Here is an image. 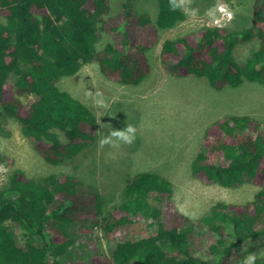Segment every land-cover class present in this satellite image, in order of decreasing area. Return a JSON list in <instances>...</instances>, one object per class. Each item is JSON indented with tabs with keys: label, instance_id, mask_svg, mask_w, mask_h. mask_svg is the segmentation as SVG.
I'll return each mask as SVG.
<instances>
[{
	"label": "trees",
	"instance_id": "obj_1",
	"mask_svg": "<svg viewBox=\"0 0 264 264\" xmlns=\"http://www.w3.org/2000/svg\"><path fill=\"white\" fill-rule=\"evenodd\" d=\"M135 1L126 0L119 14L109 17V0H0V118L16 120L46 163L60 165L77 157L95 140L97 130L92 112L61 91L57 82L96 63L115 83L137 86L150 72L145 28L166 31L185 20L178 0H156L154 24L130 13ZM257 5L253 30L260 44L244 63L235 61L233 51L251 39V29L211 27L196 38L163 41L161 63L172 64L179 77L205 78L214 90L236 88L243 81L264 84V0ZM120 24L140 31L135 47ZM98 31L119 34L117 45L109 43L97 51ZM57 132L65 136V144ZM201 144L191 164L194 178L229 189L245 183L262 188L245 204L212 206L202 220L208 233L199 239L193 237L188 217L177 210L170 181L158 173L127 176L121 202L106 210L99 193H87L71 176L49 175L37 183L16 169L0 188V264H62L59 257L73 245L67 232L73 222L88 236L98 228L109 240L119 237L109 256L98 253L93 258L95 264H235L234 257L241 261L240 243L259 238L264 244V122L238 115L219 119L207 127ZM7 162L0 155V163ZM152 200L162 202L163 211ZM144 221L154 224L151 233ZM11 227L20 233L23 247ZM191 244L196 251L203 245L205 254L194 256ZM252 264H264V257Z\"/></svg>",
	"mask_w": 264,
	"mask_h": 264
},
{
	"label": "rangeland",
	"instance_id": "obj_2",
	"mask_svg": "<svg viewBox=\"0 0 264 264\" xmlns=\"http://www.w3.org/2000/svg\"><path fill=\"white\" fill-rule=\"evenodd\" d=\"M125 1L109 0L111 11L108 16H117ZM178 2L185 14L182 23L166 31L157 30L154 26L145 28V41L150 46L145 55L150 72L139 85L122 86L115 83L100 72L96 63L85 64L75 75L63 77L57 82L61 91L81 101L97 120L95 140L77 157L60 165L46 163L34 150V143L23 136L16 120L0 118V155L9 161L0 163V188L6 185L7 177L16 169L37 183L49 175L58 178L71 176L82 182L87 193H99L107 210L121 202L127 176L140 172L158 173L170 181L172 200L177 210L188 217L196 239L208 233L202 220L212 206L217 203L241 205L253 199L261 186L245 183L229 189L206 184L192 176L191 164L202 149V138L207 127L213 122L234 115L249 116L264 122V84L243 81L236 88L214 90L205 78L175 75L173 65H163L159 54L163 41L167 39L185 35L196 38L202 29L214 27L216 9L223 5L232 14V19L223 28L225 31L251 29V39L241 42L233 51L235 61L244 63L260 44L257 31L253 30V17L260 6L257 0ZM129 8L134 17L149 18L154 24L158 13L156 0H137ZM119 27L130 33L131 45L135 47L140 31L131 25L126 28L120 24ZM118 40L119 34L98 31L96 50H102L109 43L117 45ZM141 42L145 43L143 40ZM8 81L12 82L13 76H9ZM31 99L24 101L27 103ZM129 125L135 128V138L131 144L125 143L119 135L126 133ZM57 134L65 144V136L61 132ZM102 140L106 142L101 144ZM151 203L163 211L162 202L152 200ZM77 223L73 222L68 227L73 245L59 261L62 264L73 261L95 264L93 258L98 253L109 256L114 243L119 241L117 234L114 240H109L96 228L88 236L80 231V224ZM150 223L144 221L151 233L154 224ZM11 230L15 233L17 244L23 247L24 240L20 233L14 227ZM191 249L194 256L205 254L203 245L196 251L191 244ZM238 251L244 253V257L241 261L234 257L233 261L235 264H245L246 258L252 255L255 256L254 261L264 257V244L259 238H253L240 243Z\"/></svg>",
	"mask_w": 264,
	"mask_h": 264
},
{
	"label": "clouds",
	"instance_id": "obj_3",
	"mask_svg": "<svg viewBox=\"0 0 264 264\" xmlns=\"http://www.w3.org/2000/svg\"><path fill=\"white\" fill-rule=\"evenodd\" d=\"M216 10H217V15H216V17L214 16V20H213L214 27H211V28H224L226 26V24L232 19V14L229 12V10H227V7L223 6V5L222 6H218ZM221 12L222 13H227V16H228L229 20L228 21H224L223 20V21H220L219 23H215V19H218V18L220 19L221 18ZM134 134H135V128L133 126L129 125L127 127L126 133L122 132L119 135L121 136V138L123 139V141L125 143L131 144L133 142L134 138H135ZM105 142L106 141L102 140L100 143L103 144ZM254 260H255V256L252 255L251 257L246 258L245 264H252V262Z\"/></svg>",
	"mask_w": 264,
	"mask_h": 264
},
{
	"label": "built area",
	"instance_id": "obj_4",
	"mask_svg": "<svg viewBox=\"0 0 264 264\" xmlns=\"http://www.w3.org/2000/svg\"><path fill=\"white\" fill-rule=\"evenodd\" d=\"M220 9V8H219ZM218 9V10H219ZM220 12V11H219ZM228 21L229 19H228V16H227V13H222L221 12V18L219 19H215V23H219L220 21Z\"/></svg>",
	"mask_w": 264,
	"mask_h": 264
}]
</instances>
